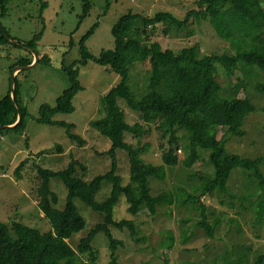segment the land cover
Listing matches in <instances>:
<instances>
[{
    "label": "rangeland",
    "instance_id": "1",
    "mask_svg": "<svg viewBox=\"0 0 264 264\" xmlns=\"http://www.w3.org/2000/svg\"><path fill=\"white\" fill-rule=\"evenodd\" d=\"M47 1L42 8L43 0H9L8 11L4 14H1L0 4V20L7 27L9 35L28 40L42 32L36 52L50 58L15 73L19 56L34 55L36 60L37 53L32 52L31 48L9 42L0 44V99L13 87V77L17 76L21 90L19 103L28 110L27 125L23 130L7 128L0 131V219L10 225L21 221L41 231L51 229L52 225L40 206L42 178L38 165L58 170L76 159L78 175L90 181L109 170L113 161L112 156L102 153L111 147L112 140L91 124L92 120L103 114L101 97L119 80V75L105 65L94 61L80 63L79 78L83 89L73 99L75 109L53 116L54 119L73 123L71 130L78 133L84 142L71 139L63 125L36 119L42 104L55 105L58 97L70 85L63 65L81 58L82 36L95 22H99L94 34L86 41L90 51L99 56L103 49L115 46L113 26L129 11L150 16L159 11H169L181 20L189 10L198 8L197 0H110L109 7H106L108 0H89L90 12L82 17L86 0ZM189 25L181 27V32L174 26L165 32L167 26L161 23L153 38L160 39L164 48L174 50L198 43L204 54L232 51L230 42L218 34L209 18L200 22L195 20ZM190 29L193 33L186 34ZM71 40H74V45H70ZM149 68V61H137L133 65L130 83L137 94L145 92ZM259 72L253 78H248L246 66H243L234 73L219 69L217 74L227 94L239 80L243 81L240 97L248 96L256 105V110L246 120V133L242 136L231 135L227 142L230 151L251 157L264 156V90L260 87L264 84V71ZM119 103L125 111L126 121L131 124L140 122L144 129L149 130L143 135L127 131L125 140L135 145L149 142L150 148L142 154L144 160L163 164L160 145L165 140L157 127L158 121L147 123L126 100L119 98ZM225 128H220L219 138L224 135ZM186 130L180 127L177 131L184 136ZM180 148V162L175 166L167 165L166 178H151L152 192L155 195L163 191L172 192L174 203L160 205L156 213L144 208L135 215L130 213L126 197L122 196L115 205L114 216L117 219L133 218L137 226V235L134 236L127 225L124 228L112 225L115 238L122 242L118 243L115 251L103 231L93 240L92 250L82 252L78 249L81 238L103 219L104 214L94 210L80 197L75 198L79 211L86 217L87 227L68 240L87 262L110 264L116 259L118 264H226L237 257L239 250L240 253H247L250 260L264 252V215L259 218L260 207L264 203V188L248 172L241 168L235 170L229 181L228 194L214 192L204 198L209 221L212 224L220 221L215 235L209 236L197 225L201 218L197 204L185 202L189 195L197 194L201 180L196 173L214 172L209 159L210 151L198 148L199 158L190 166L187 160L190 150H186L184 144ZM117 157L118 173L128 182V152L117 149ZM23 160L25 163L20 169ZM262 169L264 172V163ZM17 170L20 171L19 176ZM51 187L59 195L58 206L63 208L69 192L67 185L60 177L54 176ZM111 191L112 184L104 181L97 199L103 200ZM185 234L189 236L187 240H184ZM92 251L96 256L95 261L91 257Z\"/></svg>",
    "mask_w": 264,
    "mask_h": 264
},
{
    "label": "trees",
    "instance_id": "2",
    "mask_svg": "<svg viewBox=\"0 0 264 264\" xmlns=\"http://www.w3.org/2000/svg\"><path fill=\"white\" fill-rule=\"evenodd\" d=\"M8 1L0 0L1 14L8 11ZM47 3V0H43L42 8ZM263 3L264 0H197L198 8L189 10L181 20L169 11H159L151 16L129 11L113 26L115 46L103 49L99 56L92 53L86 44L87 39L94 34L99 25V22H95L82 36L81 58L74 60L72 64L63 65L70 85L64 89L55 105L42 104L40 115L36 119L39 122L63 125L71 139L84 142L78 133L71 130L73 123L54 119L53 116L58 112H70L75 109L73 99L83 89L79 78L80 63L94 61L105 65L119 75V80L101 97L103 114L92 120L91 124L112 140L111 147L102 152L112 156L111 168L89 181L78 175L76 159H72L67 166L58 170L38 165L42 178L39 187L40 206L52 227L41 231L21 221H15L10 225L0 219V264H90L78 251L92 250V242L101 231L108 237L115 251L118 243L122 242L115 238L112 225L118 228L127 225L132 235H137V226L133 218L119 220L114 216L115 205L122 196L129 202V211L133 215L144 208L156 213L160 205L174 203L172 192L163 191L156 195L152 192L151 178H166L167 165L175 166L180 162L179 150L181 151L182 144L186 150H190L187 156L190 166L199 158L198 148L210 151L209 159L214 166V172L196 173L201 180L197 186V194L189 195L185 202L197 204L201 210V218L197 225L209 236L215 235L220 221H215V224L209 221L208 206L204 198L214 192L228 194L229 181L235 170L241 168L248 172L252 179H256L258 185L264 188L262 169L264 156H245L232 152L227 147L231 135L242 136L246 133V120L256 110V105L250 97H240L243 81L239 80L231 87L230 94H227L217 77L219 69L234 73L246 66L245 74L248 78L258 75L260 70L264 71ZM109 5L110 0L106 7ZM90 9L91 2L86 0L82 17L87 15ZM208 18L218 34L230 42L232 51L204 54L198 43L174 50L164 48L160 39L153 38L161 23L167 26L164 28L165 32L173 26L181 32V27L189 23L191 25L195 20L200 22L201 19ZM192 33L190 29L186 34ZM42 34L40 32L28 40L16 38L9 35L7 27L0 20V44L9 42L27 49L31 48L32 52H36V45ZM70 45H74V40H71ZM37 56V63L42 59L50 60L49 55L40 56L37 53ZM34 57L19 56L15 65L30 64ZM137 61L150 63L145 92L142 94H137L130 83L133 65ZM260 87L264 90V84ZM20 91L16 76L15 97L10 88L0 99V125H4L0 128L1 132L7 128L23 130L27 125L28 110L19 103ZM119 98L126 100L131 108L138 111L145 122L158 121L157 127L162 131L165 140V143L160 145L163 150V164L144 160L142 154L150 148L149 142L135 145L125 140L127 131L143 135L149 130L144 129L140 122L131 124L126 121ZM19 113L22 114V118L17 125L7 126L18 120ZM180 127L187 129L184 136L177 131ZM221 127L226 128L224 135L219 138ZM120 148L125 149L129 155L128 182H125L123 176L118 173L117 149ZM59 149L62 147L59 146ZM24 163L25 160L21 163L20 169ZM17 173L19 176L20 171L17 170ZM54 176L60 177L68 187L69 192L63 208L58 206L59 195L51 187V179ZM104 181L112 184V191L103 200H98L97 194ZM76 197H80L94 210L104 214L103 219L81 238L79 250L68 240L87 227L86 217L79 211L75 202ZM259 214V218H262L264 203ZM188 238L189 236L185 234L184 240ZM91 257L95 261L94 251ZM110 264L118 263L115 259ZM226 264H264V252L250 260L247 253H240L239 250L237 257Z\"/></svg>",
    "mask_w": 264,
    "mask_h": 264
},
{
    "label": "water",
    "instance_id": "3",
    "mask_svg": "<svg viewBox=\"0 0 264 264\" xmlns=\"http://www.w3.org/2000/svg\"><path fill=\"white\" fill-rule=\"evenodd\" d=\"M37 60H38V56H37V59L34 60L35 62H32V63H30V64H20V65H18V66L16 67L15 71H17V70H22V69H24V68H27V67H30V66L36 64V63H37ZM13 84H14V85H13V87H12V92H13V97H14L15 90H16V76L13 77ZM21 118H22V114L19 113V118H18L17 122H16L15 124H12V125H13V126L16 125V124L21 120ZM7 126H10V125H7ZM3 127H4V125H0V128H3Z\"/></svg>",
    "mask_w": 264,
    "mask_h": 264
},
{
    "label": "crops",
    "instance_id": "4",
    "mask_svg": "<svg viewBox=\"0 0 264 264\" xmlns=\"http://www.w3.org/2000/svg\"><path fill=\"white\" fill-rule=\"evenodd\" d=\"M17 71H15V73H16Z\"/></svg>",
    "mask_w": 264,
    "mask_h": 264
},
{
    "label": "clouds",
    "instance_id": "5",
    "mask_svg": "<svg viewBox=\"0 0 264 264\" xmlns=\"http://www.w3.org/2000/svg\"><path fill=\"white\" fill-rule=\"evenodd\" d=\"M17 73V72H16Z\"/></svg>",
    "mask_w": 264,
    "mask_h": 264
}]
</instances>
